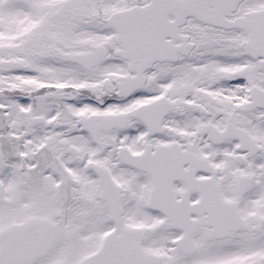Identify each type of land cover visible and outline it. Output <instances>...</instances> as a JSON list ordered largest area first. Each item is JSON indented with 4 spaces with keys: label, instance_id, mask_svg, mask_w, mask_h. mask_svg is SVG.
Wrapping results in <instances>:
<instances>
[{
    "label": "snow or ice",
    "instance_id": "obj_1",
    "mask_svg": "<svg viewBox=\"0 0 264 264\" xmlns=\"http://www.w3.org/2000/svg\"><path fill=\"white\" fill-rule=\"evenodd\" d=\"M0 264H264V0H0Z\"/></svg>",
    "mask_w": 264,
    "mask_h": 264
}]
</instances>
